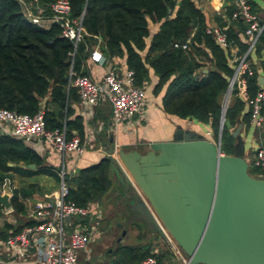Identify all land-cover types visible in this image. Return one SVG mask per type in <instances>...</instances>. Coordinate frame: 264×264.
Returning a JSON list of instances; mask_svg holds the SVG:
<instances>
[{
	"label": "trees",
	"instance_id": "obj_1",
	"mask_svg": "<svg viewBox=\"0 0 264 264\" xmlns=\"http://www.w3.org/2000/svg\"><path fill=\"white\" fill-rule=\"evenodd\" d=\"M45 2L47 0H41ZM69 19L81 18L85 30L82 39L74 47L61 35L58 22L39 27L28 21L21 12L17 0H0V106L19 112L33 113L43 110L46 127L65 126L66 135L71 128L80 132L79 115L71 114L69 101L76 97L71 85L73 74L86 73L85 59L99 40L103 58L123 57L126 68L133 71L135 85H145L150 67L157 80L151 91L164 86L161 105L164 111L179 117H192L208 123L214 133L219 126L221 97L227 86L232 69L228 63L232 48L236 53L245 49L237 33L244 29V22L229 19L232 6H225V33L231 42L226 48L219 47L204 30L205 16L194 0H68ZM252 11L255 7L247 1ZM217 26L224 27V21ZM158 23L150 35L151 24ZM190 35V36H189ZM189 37L185 50L174 47ZM264 52V27L254 46ZM264 78V56L260 61ZM203 69L205 71H203ZM245 92L253 95L260 86L256 74L244 75ZM249 110L245 99L234 85L223 111L219 149L232 153L235 138L231 130L238 122L248 123ZM10 162V164L8 163ZM32 163L33 167L28 164ZM111 159L101 157L96 162L79 167L65 177L67 197L77 204H87L100 197L111 185ZM255 167H248L252 173ZM12 172L22 176L46 174L58 178L53 166L22 138L0 132V181ZM37 182H23L13 188L9 204L14 212H22V197L38 190ZM21 224L3 223L4 228L17 230ZM6 232L0 231L4 236ZM156 264L164 252L150 249V241L134 244L117 241L106 250L111 255L97 264H135L151 253Z\"/></svg>",
	"mask_w": 264,
	"mask_h": 264
},
{
	"label": "water",
	"instance_id": "obj_2",
	"mask_svg": "<svg viewBox=\"0 0 264 264\" xmlns=\"http://www.w3.org/2000/svg\"><path fill=\"white\" fill-rule=\"evenodd\" d=\"M222 120L223 111L215 144L176 127L170 138L149 141L144 151L117 149L135 185L124 196L127 221H142L164 240L170 236L189 263L264 264V177L247 172L241 122L231 130L232 153L220 151ZM112 151L107 147V158ZM8 194L5 185L4 207ZM124 233L121 228L118 238Z\"/></svg>",
	"mask_w": 264,
	"mask_h": 264
},
{
	"label": "built area",
	"instance_id": "obj_3",
	"mask_svg": "<svg viewBox=\"0 0 264 264\" xmlns=\"http://www.w3.org/2000/svg\"><path fill=\"white\" fill-rule=\"evenodd\" d=\"M230 3L232 10L229 19H241L245 26L243 36L245 49L236 53L232 48V54L228 63L232 69L228 78L227 86L221 97V111L226 107L231 90L235 85L237 92L245 99L249 110L248 123L253 129H259L264 121L262 104L264 92L259 89L253 95L248 96L245 92L244 75L253 73L248 62V56L253 51L258 36L264 27V17L261 18L252 11L247 0H219ZM22 15L31 23L45 28L51 21L58 22L61 35L67 37L75 47L82 39L85 30L81 25V18L69 19L68 0H17ZM225 27L207 24L205 32L221 48L230 45L224 31ZM190 36V35H189ZM189 37L183 42H174V47L185 50ZM97 39L89 57L93 61H102L103 55L97 49ZM74 75L71 85L75 88L80 104L95 103L105 97L110 103V120L113 124L133 115L140 113L145 101V86L134 84L133 71L124 68L117 73L113 70L104 72L99 78L88 73L73 74L69 70V76ZM22 138L39 137L49 143L53 149L61 154L65 151H81L77 134L72 131L70 137L65 136L64 127H46L44 124L43 110L39 107L33 113L19 112L0 106V131ZM220 143V140H219ZM116 152L113 148L112 155ZM252 162L258 169V176L264 177V142L253 148ZM120 163V161H119ZM121 168L126 169L120 163ZM58 175L57 187L50 191H44L29 198L25 208L28 222L22 224L17 230L6 232L0 236V264L6 261L12 263L31 264H74L78 249L87 242L94 226H90L89 219L93 213V204H77L67 197L68 185L65 180V170L61 166L56 170ZM127 174V172H126ZM181 262L187 264L186 255L183 256L177 250ZM135 264H156L155 257L151 253L141 257Z\"/></svg>",
	"mask_w": 264,
	"mask_h": 264
},
{
	"label": "crops",
	"instance_id": "obj_4",
	"mask_svg": "<svg viewBox=\"0 0 264 264\" xmlns=\"http://www.w3.org/2000/svg\"><path fill=\"white\" fill-rule=\"evenodd\" d=\"M254 4V12L261 18L264 17V0H247ZM196 5L203 11L205 16V21L207 24L217 25L218 20L224 21L226 18V14L224 12V7L229 6L230 3L223 2L220 5L219 0H194ZM225 24L228 25L226 21ZM158 27V23L151 24L149 27V35L146 37L145 41L147 42L150 35H152ZM239 39L244 42L245 38L242 34V31L237 33ZM99 44V43H98ZM94 48V47H93ZM97 49L100 51L99 47ZM237 50V48H236ZM101 52V51H100ZM90 54V53H89ZM102 54V53H101ZM264 56V52L262 50L256 51L255 48L248 56V62L251 65L253 72L256 74V78L262 76V70L260 61ZM85 70L86 73L90 74L95 78H99L104 72L108 70H113L117 73L123 71L126 67L123 57H112L111 59H103L102 61H93L90 59L89 55L86 57L85 62ZM204 70V69H203ZM148 79L145 82V101L143 104L142 111L133 115L130 118L124 119L118 123L113 124L110 120V103L105 98H100L95 103L89 104H80L78 101V95L76 93L75 98H71L69 101V105L71 107V114L80 116L81 121V130L78 132L77 129L71 128L69 134L65 136L70 137L72 131H74L79 139V144L82 146L81 151L71 150L65 151L63 154L55 151L53 147L47 143L45 140L39 137H30V138H22L23 142L28 146L32 147L43 159V162L49 164L54 167L55 171L61 166V163L65 170V177H68L70 174H73L77 168L91 164L96 162L101 157L106 156L107 147L112 146L117 155V149L122 148L124 150L136 148L140 151H144L147 148V143L152 140H162L168 139L171 137L174 129L176 127L188 128L194 130L196 132H209L210 126L208 123L198 121L192 117H179L175 114L168 113L163 110L161 105V95L164 92V86L161 87L157 92H152L151 89L155 84L157 77L153 73L150 67L147 68ZM258 83V82H257ZM261 89L264 92V78L262 83H258ZM262 113L264 116V103L262 104ZM64 127V125H61ZM5 133H9V126L6 125ZM2 132V131H0ZM240 136L243 140V157L247 162L248 167H255L256 170L253 172L255 174H251L253 176H258V169L252 162L253 156V148L264 142V121L262 126L259 129H253L249 123L243 125L241 122V127L239 129ZM11 134V133H9ZM13 135V134H12ZM15 136V135H14ZM204 138L209 139L207 135L203 134ZM115 155H112L111 162L114 164L116 169L121 172V178L117 180L118 175L116 172L111 170L110 177L111 182L113 180H117V185L121 190L118 192L121 196L127 194L128 191L134 190L135 185L131 182L129 176L126 172L121 168L120 163H116L114 161ZM10 164V162H8ZM119 164V165H118ZM109 169L110 166H109ZM250 174V173H249ZM45 176L52 177L46 174H37L32 176H22L18 175L15 172H12L10 176H4V178L0 181V193L4 192V186L7 185L9 188V196L13 190V188L17 187L14 182V178H18L19 180H23L24 182H37L39 185V191L44 189L42 187L45 184ZM58 176V175H57ZM59 178L52 177V182H49L51 185L56 183L58 184ZM66 180V179H65ZM128 183V184H126ZM54 186V187H56ZM55 188L45 189L44 191H50ZM119 190V191H120ZM37 191V190H35ZM33 192V191H32ZM40 192V193H41ZM32 194V195H31ZM28 196L22 197L21 200L24 204V210L22 212H14L12 211L11 206L4 207L0 203V231L4 230L8 232L10 228H4L3 223L8 222L12 225L24 224L28 222V219L25 215L27 200L33 197L34 194L31 193ZM39 194V193H38ZM37 195V194H35ZM90 202L95 205L97 199L90 200ZM99 210L93 207L94 216L98 215ZM15 215V216H14ZM22 216V217H21ZM21 217L22 220L14 223V221ZM130 226L127 224L124 226L125 233L124 235L118 238L115 237V243L117 241L122 243L134 244L139 242L138 240H128V238L133 235H137L138 231L135 229H129ZM95 227V226H94ZM99 227V228H98ZM146 236L150 239V249L154 252H164L160 260V264H181L180 256L178 255L177 250L181 252V249L176 245L174 240L168 236V239H162L159 234L153 232L146 228ZM132 231L133 233H131ZM5 235V234H4ZM1 236V235H0ZM105 233L102 231V227L96 226L93 232L89 233L87 242L85 245L78 249L77 258L74 264H97L106 259L105 254H102L101 251L106 241ZM127 240V241H126ZM143 242V241H142ZM109 248H105L104 252ZM182 254V252H181ZM183 256H185L183 254ZM2 264H9L6 261L2 262ZM12 264H31L29 262L25 263H12ZM196 264H202L197 262Z\"/></svg>",
	"mask_w": 264,
	"mask_h": 264
},
{
	"label": "rangeland",
	"instance_id": "obj_5",
	"mask_svg": "<svg viewBox=\"0 0 264 264\" xmlns=\"http://www.w3.org/2000/svg\"><path fill=\"white\" fill-rule=\"evenodd\" d=\"M222 96H223V94H222ZM199 133H201V132H199ZM203 134L207 135V137L209 138L207 140L211 141L212 143L215 144L217 142L218 129L216 132L213 133L211 131V128H210L209 132L208 131L205 133L203 132ZM239 135H240V133H239ZM113 159L116 163H118L120 161L116 154H115V158H113ZM120 163H121V161H120ZM110 168L112 171L117 173V175H118L117 180L120 179L121 178V175H120L121 172H119L118 169H116V167L114 166V164L112 162L110 163ZM251 174H255V173L252 172ZM127 175L129 176L131 182L133 183V180L131 179V176L128 174V172H127ZM44 178L46 181H45V184L42 185V187L43 188L45 187V188L42 190L57 187L55 182H54V185L53 184L51 185L49 183V182L53 181L52 177L45 176ZM14 180H15L14 182L16 183V185L24 182L23 180H19L18 178H14ZM117 180H113L111 182L110 187L107 189V191H105L100 197L97 198V202L95 203L94 207H95V209L99 210L98 215L94 216V214L92 213L91 217L89 219V223H88L90 226L96 227L99 225L100 228L102 227V231L106 235L105 236L106 241H105V244L103 246L101 253L105 254L106 259L110 258L111 255L109 253H105L104 249L105 248L111 249L114 246L115 237L119 236L121 228H124V226H126L127 224L130 225V226H128L129 229H135L138 231L137 235L131 234V236L128 238L129 241L130 240H132V241L138 240L139 242H142V241L147 242L148 239H150L148 236H146V230L144 227V223L142 221L134 220V219H129V221H127V217L130 213V210L126 207V205L124 203L123 196L122 197L120 196L118 198V196L121 194V190L116 183ZM126 184H128V183H126ZM54 186H56V187H54ZM42 190L33 191L32 193L35 195V194L40 193ZM118 192H120V194ZM106 194H107V197H105ZM21 217H18L14 221V223H17L18 221L22 220ZM117 223H121V226H118ZM130 232L133 233L132 231H130ZM182 254H184V253L182 252ZM187 264H196V263H189L188 262Z\"/></svg>",
	"mask_w": 264,
	"mask_h": 264
}]
</instances>
